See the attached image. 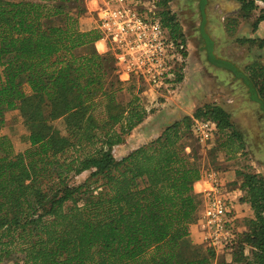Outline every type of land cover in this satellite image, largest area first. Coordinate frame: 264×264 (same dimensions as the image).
<instances>
[{"label":"trees","instance_id":"trees-1","mask_svg":"<svg viewBox=\"0 0 264 264\" xmlns=\"http://www.w3.org/2000/svg\"><path fill=\"white\" fill-rule=\"evenodd\" d=\"M237 1L243 17L258 12L256 29L264 0ZM85 2L0 0V128L17 110L26 130L22 150L0 134V264H214L213 249L195 253L188 243L200 216L194 183L205 170L199 146L188 141L191 126L194 119L215 122L216 147L228 158L244 149L242 135L221 105L207 103L116 159L115 147L148 111L118 79L110 53L97 51L103 36L85 21ZM158 17L183 38L166 8ZM247 71L241 77L264 112V64ZM123 90L127 101L119 98ZM236 175L230 190L253 217L221 264H264V178Z\"/></svg>","mask_w":264,"mask_h":264},{"label":"rangeland","instance_id":"rangeland-1","mask_svg":"<svg viewBox=\"0 0 264 264\" xmlns=\"http://www.w3.org/2000/svg\"><path fill=\"white\" fill-rule=\"evenodd\" d=\"M139 1L138 7L142 11L152 8L158 16L166 8L175 17L183 38L171 36L186 46L187 56L181 73L175 71V66L173 73L159 86L148 83L139 74H133L127 82H123L125 89L140 97L148 112L143 122L126 136L125 142L115 147L116 159L155 138L167 125L184 115H192L196 108L216 103L229 113L230 121L242 135L245 147L235 157L228 158L216 147L217 135L212 147L200 145L193 137L188 141L194 147L199 146L202 167L222 172L228 189L237 185V170H248L264 178V112L252 100L241 77L248 74L247 68L253 62L264 64V25L253 28L258 12L243 17L237 0H168L165 5H158L160 0ZM85 5L87 8L86 2ZM85 18L88 26H96L88 9ZM97 46L103 49L102 43ZM178 76L181 77L179 80ZM119 98L127 101V91L123 90ZM57 126L62 129L60 121ZM25 133L19 112H7L0 134H8L15 148L22 150L26 146L22 140ZM87 175L84 173L76 177L75 182H82ZM139 184L143 182L139 180ZM239 214L236 226L243 231L247 229V221L253 213L248 205H242ZM188 243L192 250L197 249L195 253L206 248L203 244L193 243L190 238ZM215 253L214 264L228 263L232 258L228 250ZM245 254L249 255V248L245 249Z\"/></svg>","mask_w":264,"mask_h":264},{"label":"built area","instance_id":"built-area-1","mask_svg":"<svg viewBox=\"0 0 264 264\" xmlns=\"http://www.w3.org/2000/svg\"><path fill=\"white\" fill-rule=\"evenodd\" d=\"M139 0H86L88 10L96 16V28L102 39L96 43L100 54L114 58L115 73L121 82L139 74L148 83L161 85L174 67L184 61L186 46L174 39L162 26L155 10L139 9ZM102 43L103 49L97 44ZM216 124L210 120L194 119L191 132L200 145L213 143ZM223 174L214 169L202 171L199 189L202 213L197 220L201 243L215 252L231 251L237 232L235 194L227 188ZM198 194V193H197Z\"/></svg>","mask_w":264,"mask_h":264},{"label":"crops","instance_id":"crops-1","mask_svg":"<svg viewBox=\"0 0 264 264\" xmlns=\"http://www.w3.org/2000/svg\"><path fill=\"white\" fill-rule=\"evenodd\" d=\"M259 25H264V21L260 22ZM222 173V172H221ZM223 174V173H222ZM224 176V174H223ZM226 180V177L224 178V181ZM201 188V180L199 179L198 181H196L194 183V190L196 193L199 194L200 196V191L199 189ZM231 194H235L236 196V199L239 197V192L236 191V190H231ZM242 205H247L245 203H241L238 199V201L235 203V209H236V217L239 218L241 215L239 214L240 210H241V206ZM202 205L200 206V212L199 214L201 215L202 213ZM189 238L193 241V243H197V244H202L201 243V233H200V230H199V227H198V224L195 223L192 227H191V232H190V235H189Z\"/></svg>","mask_w":264,"mask_h":264},{"label":"flooded vegetation","instance_id":"flooded-vegetation-1","mask_svg":"<svg viewBox=\"0 0 264 264\" xmlns=\"http://www.w3.org/2000/svg\"><path fill=\"white\" fill-rule=\"evenodd\" d=\"M201 28H203V27H201ZM202 30V29H201ZM207 50V49H206ZM208 51V50H207Z\"/></svg>","mask_w":264,"mask_h":264}]
</instances>
